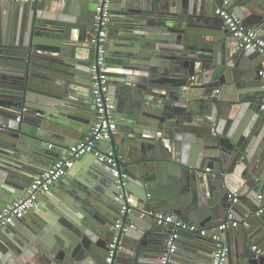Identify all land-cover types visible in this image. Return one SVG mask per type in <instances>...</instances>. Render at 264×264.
<instances>
[{"label":"water","instance_id":"obj_1","mask_svg":"<svg viewBox=\"0 0 264 264\" xmlns=\"http://www.w3.org/2000/svg\"><path fill=\"white\" fill-rule=\"evenodd\" d=\"M80 2L0 0V209L26 197L38 173L67 151L66 112L93 103V16L78 18ZM145 2L125 0L112 21L121 42L109 43L110 74L119 81L110 80V94L120 95L123 139L100 143L115 148L129 174L123 194L134 196L130 210L121 215L116 178L97 159L100 184L78 182L48 219L31 210L37 219L16 223L14 241L0 244V264H107L121 218L112 264H163L174 225L157 221V213L196 227L179 230L168 264H209L211 234L230 213L241 223L218 232L229 248L226 264H264L252 249L264 251V57L238 46L216 3ZM232 5L264 36V0Z\"/></svg>","mask_w":264,"mask_h":264},{"label":"built area","instance_id":"obj_2","mask_svg":"<svg viewBox=\"0 0 264 264\" xmlns=\"http://www.w3.org/2000/svg\"><path fill=\"white\" fill-rule=\"evenodd\" d=\"M20 2H43V1H64V0H16ZM111 0H95L93 12V37L91 43L96 49L97 56L90 65L91 78V95L95 106V121L90 129L85 133L83 138L70 145L66 153L56 159L52 165L42 173H40L30 184L27 189V196L18 198L14 202L7 204L0 209V230L6 227L14 220L23 219L31 210L39 205L40 196L49 192L59 179L64 177L74 167L77 160L83 156L92 154L100 161L107 163L111 167L113 176L116 178L118 187L121 192L118 199L123 202L121 215L130 210V204L134 202V196L123 194V188L128 185L129 174L124 170L117 158L116 150L113 146H109L107 150H103L100 143L104 140L111 139L119 131V124L116 119L115 109L116 103L111 100L109 72L107 69V56L109 48L108 28L111 21ZM216 3V13L225 22L230 34L235 38L239 47L244 49H255L264 57V36H262L253 27L244 23L242 18L234 11L231 0H205ZM259 75L264 80V60L259 68ZM218 92V90H217ZM261 110L264 111V95L262 98ZM21 121V116L17 118ZM4 125L0 124V130ZM211 168H206L209 172ZM233 202L239 201L236 193L229 194ZM264 194L260 193L259 200L263 199ZM260 211H264V206ZM156 219L160 223H172L174 231L170 235L167 242V249L162 257L163 264H168L171 257L177 250V240L179 238V230L194 229L195 226L188 225L174 215H165L157 213ZM240 221L234 219V214L228 215V220L222 223L211 234L213 241L216 243V250L213 254L210 264H226L229 255L228 246L222 241L219 231H223L229 224L232 227H238ZM122 226V218L117 221L115 226L116 236L109 245V255L107 264H112V258L115 253L118 233ZM208 230L203 229L202 235H206ZM257 254H264V251L257 245L252 247Z\"/></svg>","mask_w":264,"mask_h":264},{"label":"crops","instance_id":"obj_3","mask_svg":"<svg viewBox=\"0 0 264 264\" xmlns=\"http://www.w3.org/2000/svg\"><path fill=\"white\" fill-rule=\"evenodd\" d=\"M86 1H89V5L86 3ZM94 1L95 0H84V4L83 2H80L78 13L75 11V13H77V16H80L78 17L79 19L86 20L88 18L91 20L92 13L89 10L90 9L93 10L94 4H95ZM124 1L125 0H111L110 1L112 15H111V21L109 23V28H108V33H109L108 38H109V43L111 44V46H113V44L121 42L119 30L116 27H112L116 25L115 23L113 24L112 21L117 19V17L120 16L119 13L125 10L123 8L124 6H122V3ZM138 2L140 4L143 3V5L146 4L145 0L144 1L138 0ZM231 4H232V0H231ZM81 17H83V19ZM222 25L225 31L229 32L225 22L222 21ZM90 34L93 37V31ZM229 35L234 39V37L230 34V32H229ZM113 58H115L114 55L107 56V69H108V72L111 78L109 79V83H111L112 80L114 82L119 83V81H116L118 78H115L111 76L110 74L111 68L113 67V63H112ZM90 95H91V82H90ZM110 96L113 102H116V100L120 98L119 94L118 95L111 94ZM158 100L159 99L156 98V99L150 100L148 103H151L152 105H156L159 103ZM91 103H92V100H91ZM262 112L264 113V111ZM66 114H69V119H64L60 122L65 124V128L68 129V131L71 133L72 135L71 145H72L80 141L85 135V133L93 125L95 121V106H94V103H92L90 108L85 106V107L79 108L78 111H67ZM153 120H154V117L151 119V121L153 122ZM122 132H123L122 126L119 125V131L117 134L120 140L123 139ZM65 153H66V149H60V151L58 152V156L55 157L52 161H50L49 165L45 167L43 171L47 170L56 159L63 156ZM98 165L99 164L97 162V158H95L92 154L85 155L81 159L77 160L74 167L70 170L68 174H66L64 177L59 179V181L56 182V184L53 186V188L49 192L44 193L40 196L39 205L35 209L36 212L39 213L41 216L48 219L50 215H52L54 212L53 208L55 209L59 205V203L66 200L67 196H70L72 189L77 186L78 182H83L88 179L96 185L100 184V178H101L99 177L100 173H98V171L94 169L95 167H99ZM206 168L212 169V166L208 165ZM43 171H41L40 173H42ZM96 174H98V179L94 180L92 178V175H96ZM40 202H42L41 205H40ZM200 212L201 211L198 209L197 213H200ZM32 218L37 219V216L34 214H29V215L27 214L23 219L16 220L18 222L12 221L6 227L2 228L0 230V244L6 243L8 240L14 241V238L17 235L16 232L19 231L16 223H20L22 227L24 228L25 226L28 225V221H31L30 219ZM237 220L240 221L239 218ZM239 227L240 225L236 228H239ZM228 240L231 241L232 239L228 238ZM214 248L216 250L217 248L216 243L214 245Z\"/></svg>","mask_w":264,"mask_h":264}]
</instances>
